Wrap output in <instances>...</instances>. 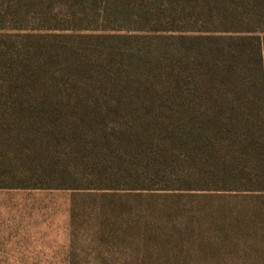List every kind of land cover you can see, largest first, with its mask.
Masks as SVG:
<instances>
[{
	"label": "rangeland",
	"instance_id": "obj_1",
	"mask_svg": "<svg viewBox=\"0 0 264 264\" xmlns=\"http://www.w3.org/2000/svg\"><path fill=\"white\" fill-rule=\"evenodd\" d=\"M223 32L264 42V0H0V264H264V97L241 142L200 73Z\"/></svg>",
	"mask_w": 264,
	"mask_h": 264
},
{
	"label": "trees",
	"instance_id": "obj_2",
	"mask_svg": "<svg viewBox=\"0 0 264 264\" xmlns=\"http://www.w3.org/2000/svg\"><path fill=\"white\" fill-rule=\"evenodd\" d=\"M223 33H234L235 35L200 36V69H202L200 73L208 77L210 91L207 95L214 99L216 109L212 113L220 118V124L218 122L216 128L218 131H228L233 138L242 142L248 136L245 133L253 131L250 128L249 117L254 100L247 101V99L249 97L255 99L256 94L264 97V42L256 36H236L240 32ZM112 37L115 38V36ZM250 46L257 54V69L251 72L246 65V49ZM249 78H253L251 83H247ZM258 89L261 93L257 91ZM209 109L210 107L204 106V103L200 104L202 115L207 116L210 113ZM259 115L257 113V116ZM212 121L215 122V119ZM12 131V129L2 127L0 141L6 143V137ZM29 132L32 134L31 131ZM21 135L19 134L18 137ZM241 144L245 145V143ZM235 158L237 161L240 159L238 156Z\"/></svg>",
	"mask_w": 264,
	"mask_h": 264
}]
</instances>
